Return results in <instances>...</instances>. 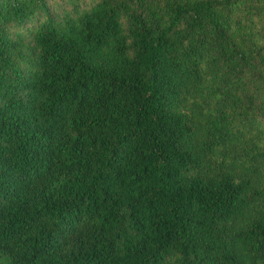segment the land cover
<instances>
[{
  "label": "trees",
  "instance_id": "1",
  "mask_svg": "<svg viewBox=\"0 0 264 264\" xmlns=\"http://www.w3.org/2000/svg\"><path fill=\"white\" fill-rule=\"evenodd\" d=\"M0 264H264V0H0Z\"/></svg>",
  "mask_w": 264,
  "mask_h": 264
}]
</instances>
